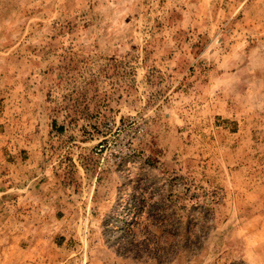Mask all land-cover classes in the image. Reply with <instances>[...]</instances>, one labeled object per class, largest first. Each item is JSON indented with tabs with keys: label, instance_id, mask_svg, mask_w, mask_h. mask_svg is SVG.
Wrapping results in <instances>:
<instances>
[{
	"label": "rangeland",
	"instance_id": "374dc122",
	"mask_svg": "<svg viewBox=\"0 0 264 264\" xmlns=\"http://www.w3.org/2000/svg\"><path fill=\"white\" fill-rule=\"evenodd\" d=\"M143 191L212 208L171 264H264V0H0V264H158Z\"/></svg>",
	"mask_w": 264,
	"mask_h": 264
},
{
	"label": "trees",
	"instance_id": "16d2710c",
	"mask_svg": "<svg viewBox=\"0 0 264 264\" xmlns=\"http://www.w3.org/2000/svg\"><path fill=\"white\" fill-rule=\"evenodd\" d=\"M194 203V209L181 203L172 193L161 192L158 200H151L145 191L128 203L124 209L131 217L123 225L115 240L117 252L137 260H154L171 264L181 254H196L208 237L212 208L206 202ZM200 208V213L195 210ZM145 215L143 226L139 218Z\"/></svg>",
	"mask_w": 264,
	"mask_h": 264
}]
</instances>
